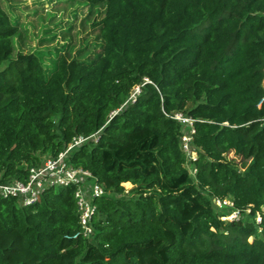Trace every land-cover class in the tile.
Instances as JSON below:
<instances>
[{"label":"trees","instance_id":"16d2710c","mask_svg":"<svg viewBox=\"0 0 264 264\" xmlns=\"http://www.w3.org/2000/svg\"><path fill=\"white\" fill-rule=\"evenodd\" d=\"M76 1L105 9L102 45L48 75L35 54L13 58L0 0V183L98 135L71 163L110 194L91 240L75 238L74 188L27 207L0 196V264H264V0Z\"/></svg>","mask_w":264,"mask_h":264},{"label":"rangeland","instance_id":"374dc122","mask_svg":"<svg viewBox=\"0 0 264 264\" xmlns=\"http://www.w3.org/2000/svg\"><path fill=\"white\" fill-rule=\"evenodd\" d=\"M3 4L10 19L19 28V33L13 40V58L19 53L35 54L48 75L62 55H82V58L88 59L102 45L95 25L104 17V8H92L76 0H3ZM139 90L137 88L136 92ZM230 157L234 158L233 155ZM197 158V153L191 155L192 160ZM187 167L192 175L196 174L193 165L188 164ZM125 184L123 187L127 194L134 186ZM109 194L108 192L107 195ZM249 213L250 211L247 212ZM259 219L261 217L257 215L256 220Z\"/></svg>","mask_w":264,"mask_h":264},{"label":"built area","instance_id":"2783aa9c","mask_svg":"<svg viewBox=\"0 0 264 264\" xmlns=\"http://www.w3.org/2000/svg\"><path fill=\"white\" fill-rule=\"evenodd\" d=\"M139 92H135V94ZM175 119L187 126V130H185V134L182 137V149L188 159L192 160L191 155L196 154L192 147L193 134L195 133L193 127L194 121L189 118H184L181 114L176 115ZM98 138V135H93L88 138L84 136L75 137L72 143L57 156L43 157L39 165L30 167L28 170V178L25 181L13 180L7 183H0V196L17 199L21 206L27 207L36 204L38 199L48 190L74 188V197L81 227V230L75 235V238L83 237L87 240L93 239L95 229L92 222L97 212L95 200L105 196L107 189L105 184L100 182L92 172L72 165L71 156L75 149L82 146L88 140L93 139L97 141ZM195 175L192 176L195 177ZM216 205L219 208L234 207L233 202L229 200H218L216 201ZM240 217V212L235 210L229 217H223L221 219L234 221L239 220Z\"/></svg>","mask_w":264,"mask_h":264}]
</instances>
